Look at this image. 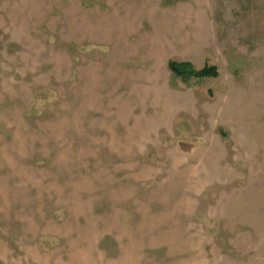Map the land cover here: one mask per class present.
<instances>
[{
    "label": "rangeland",
    "instance_id": "obj_1",
    "mask_svg": "<svg viewBox=\"0 0 264 264\" xmlns=\"http://www.w3.org/2000/svg\"><path fill=\"white\" fill-rule=\"evenodd\" d=\"M0 264H264V0H0Z\"/></svg>",
    "mask_w": 264,
    "mask_h": 264
},
{
    "label": "trees",
    "instance_id": "obj_2",
    "mask_svg": "<svg viewBox=\"0 0 264 264\" xmlns=\"http://www.w3.org/2000/svg\"><path fill=\"white\" fill-rule=\"evenodd\" d=\"M169 70L175 76L182 78L183 80H188L190 78H208L217 77L218 72L214 66L204 65L201 69L196 70L193 68L192 64L187 61H168L167 64Z\"/></svg>",
    "mask_w": 264,
    "mask_h": 264
}]
</instances>
